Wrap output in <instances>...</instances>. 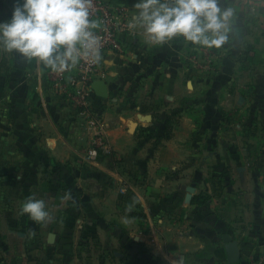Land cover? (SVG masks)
Listing matches in <instances>:
<instances>
[{"label":"crops","instance_id":"0c3cea01","mask_svg":"<svg viewBox=\"0 0 264 264\" xmlns=\"http://www.w3.org/2000/svg\"><path fill=\"white\" fill-rule=\"evenodd\" d=\"M108 1L135 15L136 0ZM13 2L0 0V21ZM230 6L219 49L151 44L142 31L132 54L102 56L93 82L108 88L95 96L112 155L92 164L48 66L0 50V264H93L95 247L102 262L121 247L136 264H230L225 236L233 264H264V0ZM194 53H212L215 71L192 65ZM33 195L46 223L21 212Z\"/></svg>","mask_w":264,"mask_h":264},{"label":"clouds","instance_id":"9594fccd","mask_svg":"<svg viewBox=\"0 0 264 264\" xmlns=\"http://www.w3.org/2000/svg\"><path fill=\"white\" fill-rule=\"evenodd\" d=\"M133 7L129 28L139 26L146 41L156 45L183 38L219 49L229 41L237 15L230 0H136ZM90 9L91 0H14L11 16L0 21V50L58 72L70 70L81 59L98 62L100 40ZM21 212L38 223L51 219L45 200L34 195L24 200Z\"/></svg>","mask_w":264,"mask_h":264},{"label":"built area","instance_id":"2783aa9c","mask_svg":"<svg viewBox=\"0 0 264 264\" xmlns=\"http://www.w3.org/2000/svg\"><path fill=\"white\" fill-rule=\"evenodd\" d=\"M91 19L96 21L94 33L99 37L101 58L106 53L119 55L132 54L137 50V39L143 31L137 26L129 28L132 14L125 6H118L108 0H91ZM190 63L206 73L216 69L214 55L194 53ZM101 72V59L98 62L81 59L64 72L47 67V77L55 92L72 106L82 120L89 140L84 146L83 158L88 164L101 157L112 155L109 144L102 104L92 90V83ZM126 186L121 193L125 195Z\"/></svg>","mask_w":264,"mask_h":264},{"label":"rangeland","instance_id":"374dc122","mask_svg":"<svg viewBox=\"0 0 264 264\" xmlns=\"http://www.w3.org/2000/svg\"><path fill=\"white\" fill-rule=\"evenodd\" d=\"M93 250L95 251L94 257L96 258V261H97V262H93V264H136L135 255L132 253L133 250H130V249H126V251L124 249V251H123L121 247L120 248L118 247L116 249V251L118 252L115 254L116 256L113 257L111 254L112 257H109L108 260L106 259L105 262H102V258H103L102 255H103L104 248L98 249L97 247H95ZM111 252H113V250ZM120 255L123 256V257H121V259L125 258L126 261L123 262V261L119 260ZM147 260H148V258H147ZM13 263H15V264H30V262L29 263L28 262H13ZM42 263H44V262H42ZM84 263L87 264V262H83V264ZM31 264H34V263H31ZM48 264H70V262H52V263H48Z\"/></svg>","mask_w":264,"mask_h":264},{"label":"water","instance_id":"95a60500","mask_svg":"<svg viewBox=\"0 0 264 264\" xmlns=\"http://www.w3.org/2000/svg\"><path fill=\"white\" fill-rule=\"evenodd\" d=\"M92 90L94 94L99 98L105 99L108 97L107 85L102 80L93 82ZM224 241L226 243L225 249H226L230 264L236 263L239 259L237 242L233 241L229 236H225Z\"/></svg>","mask_w":264,"mask_h":264}]
</instances>
